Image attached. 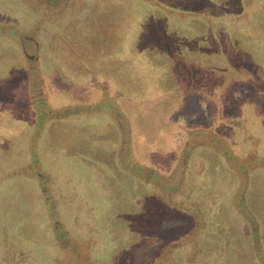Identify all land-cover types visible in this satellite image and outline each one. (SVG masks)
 I'll return each instance as SVG.
<instances>
[{
	"label": "rangeland",
	"instance_id": "obj_1",
	"mask_svg": "<svg viewBox=\"0 0 264 264\" xmlns=\"http://www.w3.org/2000/svg\"><path fill=\"white\" fill-rule=\"evenodd\" d=\"M0 264H264V0H0Z\"/></svg>",
	"mask_w": 264,
	"mask_h": 264
},
{
	"label": "flooded vegetation",
	"instance_id": "obj_2",
	"mask_svg": "<svg viewBox=\"0 0 264 264\" xmlns=\"http://www.w3.org/2000/svg\"><path fill=\"white\" fill-rule=\"evenodd\" d=\"M252 241V240H251Z\"/></svg>",
	"mask_w": 264,
	"mask_h": 264
}]
</instances>
